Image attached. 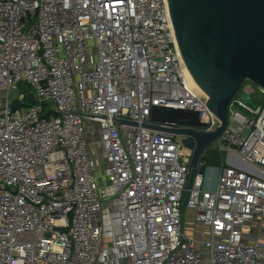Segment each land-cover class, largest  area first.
Segmentation results:
<instances>
[{
    "label": "built area",
    "instance_id": "1",
    "mask_svg": "<svg viewBox=\"0 0 264 264\" xmlns=\"http://www.w3.org/2000/svg\"><path fill=\"white\" fill-rule=\"evenodd\" d=\"M188 74L168 0H0V264H264V88L188 186L185 135L144 126L167 125L154 106L219 126Z\"/></svg>",
    "mask_w": 264,
    "mask_h": 264
},
{
    "label": "water",
    "instance_id": "2",
    "mask_svg": "<svg viewBox=\"0 0 264 264\" xmlns=\"http://www.w3.org/2000/svg\"><path fill=\"white\" fill-rule=\"evenodd\" d=\"M168 6L188 72L208 96L205 104L220 120L214 131L205 132L195 129L206 126L200 121L199 111L154 106L149 120L167 125L144 124L185 135L183 145L193 150L189 186L199 155L224 130L228 106L242 83L249 80L264 88V0H168ZM201 158L204 163L198 169L200 173L207 166L222 165L215 147Z\"/></svg>",
    "mask_w": 264,
    "mask_h": 264
},
{
    "label": "rangeland",
    "instance_id": "3",
    "mask_svg": "<svg viewBox=\"0 0 264 264\" xmlns=\"http://www.w3.org/2000/svg\"><path fill=\"white\" fill-rule=\"evenodd\" d=\"M17 93H22L26 96H33L34 92L32 91V87L30 84L27 82H20L17 85V89L12 91V94ZM236 97H243L246 99V101L251 105L255 106L256 103L259 101V99H256L257 96H259V91L255 85V83L245 80L238 91L235 94ZM252 98V100L250 99ZM264 100V99H263ZM196 128V127H195ZM175 139L181 140L180 137H176ZM221 157H222V163H227V157H228V152L226 150H221ZM219 168L217 167H209L207 166L204 171V177L205 178H210L211 182L213 183L215 180V174ZM193 215L194 212L191 209H184V231L187 232L188 234H193V230L189 229L192 225L191 223L193 222Z\"/></svg>",
    "mask_w": 264,
    "mask_h": 264
},
{
    "label": "trees",
    "instance_id": "4",
    "mask_svg": "<svg viewBox=\"0 0 264 264\" xmlns=\"http://www.w3.org/2000/svg\"><path fill=\"white\" fill-rule=\"evenodd\" d=\"M33 104V96H26L24 95V99L22 100L21 103L15 104V107H21V106H28Z\"/></svg>",
    "mask_w": 264,
    "mask_h": 264
},
{
    "label": "bare ground",
    "instance_id": "5",
    "mask_svg": "<svg viewBox=\"0 0 264 264\" xmlns=\"http://www.w3.org/2000/svg\"><path fill=\"white\" fill-rule=\"evenodd\" d=\"M189 75V74H188ZM190 76V75H189ZM191 78V81L193 83V85L199 90V91H202V89L194 82V80L192 79V77L190 76Z\"/></svg>",
    "mask_w": 264,
    "mask_h": 264
},
{
    "label": "crops",
    "instance_id": "6",
    "mask_svg": "<svg viewBox=\"0 0 264 264\" xmlns=\"http://www.w3.org/2000/svg\"><path fill=\"white\" fill-rule=\"evenodd\" d=\"M223 162V161H222Z\"/></svg>",
    "mask_w": 264,
    "mask_h": 264
}]
</instances>
